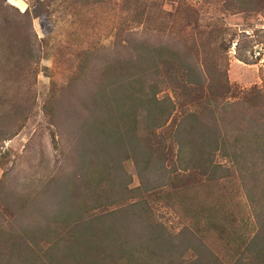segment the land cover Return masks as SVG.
Here are the masks:
<instances>
[{
    "label": "rangeland",
    "instance_id": "374dc122",
    "mask_svg": "<svg viewBox=\"0 0 264 264\" xmlns=\"http://www.w3.org/2000/svg\"><path fill=\"white\" fill-rule=\"evenodd\" d=\"M261 140L264 0H0V264L100 260L82 224L139 201L173 264H249Z\"/></svg>",
    "mask_w": 264,
    "mask_h": 264
},
{
    "label": "trees",
    "instance_id": "16d2710c",
    "mask_svg": "<svg viewBox=\"0 0 264 264\" xmlns=\"http://www.w3.org/2000/svg\"><path fill=\"white\" fill-rule=\"evenodd\" d=\"M188 75H193V70L188 71ZM192 80V78H191ZM227 81V77H226ZM190 85L192 87H198L199 83L194 81H188L185 84ZM177 88V87H176ZM169 102H171L169 100ZM158 105V104H157ZM171 109L174 107L173 103H170ZM161 106L160 109L161 110ZM162 112L159 113L155 118L160 119L162 117ZM189 119H194L193 122L199 125L198 120L196 118L195 114H190ZM201 127V126H200ZM198 127L196 126H190L188 129H183L182 134L189 136L191 138L194 136V132ZM197 136L196 140H200L203 138V136L199 137ZM188 140V144L191 145L193 148H195L198 152L201 153V156L198 157L197 162L203 161L205 158V155H210L211 151H207L204 149L205 146L203 144H206L205 141H202L201 143H193L190 139ZM261 139V138H260ZM186 140V141H187ZM180 142V141H179ZM199 142V141H198ZM261 145L264 147V141L261 140ZM183 145H186L185 143H182ZM179 145V144H178ZM197 145V146H196ZM223 145L221 144V147L218 148L219 152H224ZM210 146V145H209ZM215 146L217 147V143H215ZM223 146V147H222ZM215 150V149H214ZM217 150V149H216ZM207 162L205 161V164ZM142 185V184H141ZM150 186V185H149ZM152 185L149 187L152 190H156L155 188H151ZM143 204V201L135 202L128 208L127 214L122 213L123 210L119 211H113L110 213L103 214L101 216L95 217L91 219L90 222H85L82 224V229L89 232V236H85L84 243L88 245V248L91 246H94V250L98 249L97 254L100 257V260H91L88 262V264H107L108 260L110 261L109 264H122L126 262L125 264H129L131 259H133L132 263L134 264H163L165 260L169 261L168 264H173V258L170 256L171 252H174L175 246L171 242V239L168 237L166 240L162 232L160 231V227L156 225H147V216L144 217L140 215V213H136L134 209L138 208ZM264 208V204H263ZM255 218L258 224V228L256 230V237L258 238V233L264 234V218L258 223V219L260 214L262 212L258 211V208L253 209ZM145 212V211H144ZM120 218H119V214ZM264 214V213H263ZM264 217V216H263ZM146 222V223H144ZM89 225V226H88ZM98 230V233L101 235L102 239H98L99 236L96 235L94 230ZM96 230V231H97ZM122 232L125 236L130 238V241L138 243V246H129L125 251L121 249L122 244H126L125 240L120 239L119 233ZM75 242L77 241V238H74ZM99 241V242H98ZM254 241V240H253ZM251 242L250 250L247 249V256L249 255V260L252 258V261H255L256 264H264V236L259 238L256 242ZM74 243L71 244V246L68 248L71 249L67 253V255H64V261L67 262L73 261V264H79L80 258H77L75 256V252L78 253V251H75L76 247L74 246ZM122 242V243H121ZM164 244V245H161ZM169 245V247H167ZM125 246V245H124ZM73 251V252H72ZM56 256H60L58 253H53ZM66 254V253H65ZM125 254L126 259L123 260L121 255L123 256ZM42 259H46V257H41ZM80 259V260H79ZM42 260L41 264H44L45 261ZM49 261L55 262V264L58 263L59 260H57L54 256L50 255L48 258ZM120 261V262H119ZM251 261V262H252ZM249 264H252V263ZM31 264H40L33 262ZM205 264V262L203 263Z\"/></svg>",
    "mask_w": 264,
    "mask_h": 264
}]
</instances>
